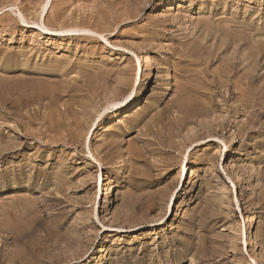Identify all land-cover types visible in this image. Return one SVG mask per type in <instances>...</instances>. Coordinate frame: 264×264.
I'll list each match as a JSON object with an SVG mask.
<instances>
[{
	"label": "rangeland",
	"instance_id": "obj_1",
	"mask_svg": "<svg viewBox=\"0 0 264 264\" xmlns=\"http://www.w3.org/2000/svg\"><path fill=\"white\" fill-rule=\"evenodd\" d=\"M125 1L0 0V264H264V0Z\"/></svg>",
	"mask_w": 264,
	"mask_h": 264
},
{
	"label": "bare ground",
	"instance_id": "obj_2",
	"mask_svg": "<svg viewBox=\"0 0 264 264\" xmlns=\"http://www.w3.org/2000/svg\"><path fill=\"white\" fill-rule=\"evenodd\" d=\"M78 1H79V0H78ZM83 1H84V0H83ZM126 1H127V0H126ZM126 1H125V2H126ZM128 1H129V0H128ZM142 1H144V0H142ZM147 1H148V0H147ZM150 1H151V0H150ZM65 2H66V1H65ZM65 2H64V3H65ZM95 2H96V1H95ZM98 2H99V1H98ZM101 2H102V1H101ZM113 2H115V1H113ZM118 2H119V1H118ZM139 2H140V1H139ZM180 2H181V4H183V3L186 2V0H181ZM195 2H196V1H195ZM1 3H2V2H1ZM61 3H62V2H61ZM78 3H79V2H78ZM120 3H121V2H120ZM120 3H119V4H120ZM130 3H131V2H130ZM147 3H148V2H147ZM58 4L60 5L59 2H58L57 4L55 3V5H58ZM65 4H66V3H65ZM92 4H93V3H92ZM112 4H113V3H112ZM117 4H118V3H117ZM135 4H136V3H135ZM2 5H3V4H2ZM123 5H124V4H123ZM140 5H141V4H140ZM142 5H144V4H142ZM194 5H195V4L192 3V7H191V9L188 10V12L186 13V15H184V18H183V21H184V22H187V23H188V22H191V21H192L193 16H194L193 13L195 12V11L193 10V9L195 8ZM3 6H4V5H3ZM63 6H64V4L62 5V8H63V9H62L61 6H60V7H59V10H60V8H61V11H62V10H66V8L64 9ZM70 6H71V5H70ZM86 6H87V5H85L84 8H86ZM97 6H98V5H97ZM145 6H146V5H145ZM145 6H144V7H145ZM147 6H148V5H147ZM0 7L2 8V6H0ZM6 7H7V6H6ZM54 7H55V6H54ZM54 7H53V8H54ZM89 7H92V6H89ZM138 7H139V6H138ZM153 7H154V6H153ZM68 8H69V7H68ZM72 8H73V7H72ZM199 8L201 9L202 6L200 5ZM3 9H5V8H3ZM3 9H2V11H3ZM56 9L58 10L57 7H56ZM82 9H83V7H82ZM97 9H98V8H97ZM117 9H118V8H117ZM195 9H196V8H195ZM45 10H46V4H44L43 7H42V11H41V14H40V19H41V20H42V18L44 17V12H45ZM126 10H127V9H125V11H126ZM132 10H133V8H132ZM142 10H143V9H142ZM87 11H88V10H87ZM114 11H115V10H114ZM130 11H131V9H130ZM133 11H134V10H133ZM135 11H136V10H135ZM54 12H55V11H54ZM59 12H60V11H59ZM59 12H58V13H59ZM62 12H63V11H62ZM67 12H69L68 9H67ZM67 12H65V14H66ZM84 12H86V9H85ZM88 12H89V11H88ZM94 12H95V10H94ZM94 12H93V13H94ZM131 12H132V11H131ZM131 12H130V13H131ZM137 12H139V11H137ZM141 12H142V11H141ZM19 13H20V16H21L20 18L22 19V21H23V22H27L26 17H27L28 15L25 17V15H24V14L22 13V11H20V10H19ZM56 13H57V12H56ZM90 13H91V10H90ZM127 13L129 14V12H127ZM51 14H53V13L51 12ZM51 14H49L48 17L53 16V15H51ZM88 14H89V13H88ZM110 14H111V13H110ZM132 14H134V13H132ZM172 14L174 15V13H172ZM47 15H48V14H47ZM47 15L45 16L44 22H42V24H41L40 26H42V28H43L44 30H48V33H49V34H52V35H59V34H61V33H76V32H82V31H87V32H89V33H93V34H94V33H97V32H95V31H93V30H91V29H85L84 27L81 28V27H82L81 25H80L81 27L73 28L72 25L75 26L76 24H75V25L72 24L71 26H69L70 24H69V25L67 24L69 28H68V27H66V28H68V29H66V28L64 29V27L67 26L66 24H65V26H63V25L61 26L62 29H52V28L48 27V26L45 24V23H46L45 21H46L47 18H48ZM63 15H64V14H63ZM70 15L73 16V14H70ZM70 15L66 16V18L69 17ZM36 16H37V15H36ZM36 16H34V19H35ZM61 16H62V15H61ZM78 16H79V15H78ZM78 16H77V17H78ZM81 16H82V15L80 14V17H81ZM89 16H90V17H93V16H92V13H91V15H89ZM98 16H99V14H98L97 16H95V17H97V19H98V18H99ZM101 16H103V15H101ZM127 16H128V15H127ZM170 16H171V15H170ZM3 17H4V16H3ZM62 17H64V16H62ZM74 17H75V16H74ZM74 17H73V18H74ZM80 17H79V19H80ZM111 17H113L112 14H111ZM114 17H115V16H114ZM119 17H120V16H119ZM175 17H176V16H175ZM175 17L173 16L174 21H175ZM1 18H2V17H1ZM1 18H0V19H1ZM50 18H51V17H50ZM58 18H59V17H58ZM58 18H57V19H58ZM83 18H85V17H83ZM87 18H89V17H87ZM120 18H122V17H120ZM126 18H127V17H126ZM171 18H172V17H171ZM173 18H172V21H173ZM178 18H179V17H178ZM34 19H31V20L33 21ZM36 19H37V17H36ZM48 19H49V18H48ZM52 19H53V17H52ZM55 19H56V18H55ZM59 19H60V18H59ZM68 19H69V18H68ZM70 19H71V18H70ZM93 19L95 20V18H93ZM97 19H96V20H97ZM100 19H101V17H100ZM100 19H99V20H100ZM106 19H107V18H106ZM106 19H103V20L101 19L100 21L102 22V21H104V20H106ZM109 19H111V18H109ZM114 19H115V18H114ZM176 19H177V18H176ZM181 19H182V18H181ZM13 20H14V19H13ZM71 20H72V19H71ZM75 20H76V19H75ZM82 20H84V19H82ZM85 20H86V19H85ZM111 20H112V19H111ZM32 21H30V23H32ZM53 21H55V20H51V22H53ZM57 21H58V20H57ZM60 21H61V19H60ZM67 21H69V20H67ZM86 21H87V20H86ZM88 21H89V20H88ZM112 21H113V20H112ZM120 21H121V20H120ZM122 21H123V20H122ZM201 21H202V20H201ZM6 22H7V21H6ZM11 22H12V20H11ZM28 22H29V21H28ZM36 22H38V21H36ZM47 22H48V21H47ZM177 22H178V21H177ZM12 23H13V22H12ZM55 23H56V22H55ZM55 23H53V24H55ZM57 23H58V22H57ZM64 23H65V22L63 21V24H64ZM71 23H72V22H71ZM74 23H75V22H74ZM79 23H80V22H79ZM79 23H78V24H79ZM82 23H83V22H81V24H82ZM86 23H87V22H86ZM92 23H93V22H92ZM92 23L89 22V26H90V24H92ZM106 23H107V22H106ZM110 23L112 24L111 21H110ZM116 23H117V22H116ZM182 23H183V22H182ZM2 24H4V23H1V25H2ZM27 24H28V23H27ZM33 24H34V23H33ZM59 24H60V23H59ZM98 24H99V22H98ZM100 24H101V23H100ZM180 24H181V23H180ZM9 25H11V24H9ZM9 25H8V26H9ZM14 25H15V24H13V26H14ZM56 25H58V24H56ZM82 25H83V24H82ZM87 25H88V24H87ZM92 25H93V24H92ZM94 25L96 26V24H94ZM94 25H93V26H94ZM107 25L109 26V24H107ZM177 25H178V24H177ZM11 26H12V25H11ZM11 26H10V27H11ZM76 26H77V25H76ZM76 26H75V27H76ZM84 26H85V25H84ZM4 27H5V26H4ZM10 27H9V28H10ZM71 27H72V28H71ZM98 27H99V26H98ZM100 27H102V26H100ZM105 27H106V26H105ZM105 27H104V28H105ZM5 28H6V27H5ZM5 28H4V29H5ZM12 28H13V27H12ZM12 28H11V29H12ZM88 28H89V27H88ZM96 28H97V26H96ZM112 28H113V26H112ZM93 29H94V28H93ZM109 29H110V28H109ZM6 30H7V29H6ZM8 30H10V29H8ZM95 30H96V29H95ZM98 30H99V29H98ZM104 30H105V29H104ZM106 30H108V28H106ZM76 36H78V35H76ZM90 36H91V35H90ZM40 37H41V36H40ZM40 37H39V38H40ZM35 38H36V37H35ZM40 39H41V38H40ZM231 41H232V40H231ZM31 42H32V39H31ZM35 44H36V43H35ZM38 44H39V43H38ZM228 47H229V45H228ZM30 49H32V48H30ZM36 49H37V47H36ZM32 50H33V49H32ZM38 50H39V48H38ZM34 52H36V51H34ZM0 53H1V52H0ZM29 53H31V51H30ZM29 53H28V54H29ZM32 53H33V52H32ZM32 53H31V54H32ZM253 53H254V52H253ZM12 54H13V53H12ZM16 54L18 55V52H16ZM34 54H35V53H34ZM37 54H38V53H36V55H37ZM39 54H40V53H39ZM250 54H251V53H250ZM256 54H259V53H256ZM256 54H253V55H256ZM262 54H263V53H262ZM14 55H15V54H14ZM22 55H24V57L26 56L25 54H22ZM242 55H243V54H242ZM260 55H261V54H259V56H260ZM31 56H32V55H31ZM49 56H50V55H49ZM54 56H55V55H54ZM246 56H247V55H246ZM251 56H252V55H250V57H251ZM1 57H2V58H1L2 60H5V59H4L5 56H4V57L1 56ZM10 57H11V56H9V58H10ZM18 57H19V56H18ZM20 57H21V56H20ZM20 57H19V58H20ZM33 57H34V56H33ZM56 57H57V56H56ZM65 57H66V56H65ZM256 57H257V56H256ZM262 57H263V56H262ZM12 58H13V57H12ZM26 58H27V57H25V59H26ZM31 58H32V57H31ZM57 58H58V57H57ZM252 58H255V56L252 57ZM252 58H251V59H252ZM15 59H16V58H15ZM50 59H52V58H50ZM53 59H54V58H53ZM58 59H59V58H58ZM65 59H66V58H65ZM251 59H249V60H251ZM255 59H256L255 62H256L257 60H258V62H260V61H259V60H260L259 58H258V59L255 58ZM262 59H263V58H262ZM16 60H17V59H16ZM54 60H55V59H54ZM59 60H60V59H59ZM249 60H248V61H249ZM252 60H253V59H252ZM14 61H15V60H14ZM24 61H25V60H23V62H21V63H24ZM49 61H50V63H51V60H49ZM65 61H66V60H65ZM243 61H244V60H243ZM15 62H16V61H15ZM17 62H20V60L17 61ZM17 62H16V63H17ZM55 62H57V61H55ZM66 62L68 63V61H66ZM70 62H72V61H70ZM241 62H242V61H241ZM255 62H254V63H255ZM11 63H12V61H11ZM52 63H53V61H52ZM57 63H58V62H57ZM62 63H63V62H62ZM67 63H66V66L70 65V63H69L68 65H67ZM249 63H250V62H249ZM254 63H253V64H254ZM13 64H15V63H13ZM17 64H18V63H17ZM25 64H26V62H25ZM63 64H64V63H63ZM63 64H62V65H63ZM72 64H73V63H72ZM75 64H76V63H75ZM257 64H258V63H257ZM22 65H23V64H22ZM48 65H49V64H48ZM51 65H52V64H51ZM55 65H56V63H55ZM254 65H255V64H254ZM20 66H21V65H20ZM58 66H60V64H59ZM64 66H65V65H64ZM70 66H71V65H70ZM247 66H248V65H247ZM24 67H25V65L23 66V68H24ZM50 67H52V66H50ZM50 67H49V70H50ZM53 67H54V65H53ZM53 67H52V68H53ZM56 67H57V65H56ZM72 67H73V66H72ZM11 68H12V67H11ZM19 68H20V67H19ZM29 68H30V67H29ZM47 68H48V67H47ZM57 68H60V67H57ZM62 68H64V67H62ZM70 68H71V67H70ZM73 68H74V67H73ZM73 68H71V69L73 70ZM252 68H253V65H252ZM254 68H257L256 65H255ZM260 68H261V67H260ZM262 68H263V67H262ZM27 69H28V66H27ZM53 69H54V68H53ZM60 69H61V68H60ZM64 69L66 70V68H64ZM71 69H70V70H71ZM74 69H75V68H74ZM42 70H44V69H42ZM49 70H48V71H49ZM61 70L63 71V69H61ZM61 70H60V73H61ZM68 70H69V68H68ZM70 70H69V71H70ZM253 70H254V69H253ZM28 71H29V70H28ZM249 71H250V70H249ZM249 71H248V72H249ZM31 72H32V71H31ZM45 72H46V71H45ZM49 72H50V71H49ZM49 72H48V73H49ZM57 72H59V70H57ZM71 72H73V71H71ZM248 72H247V73H248ZM38 73H39V72H38ZM43 73H44V72H43ZM53 73H54V70H53L52 74H53ZM63 73H64V71H63ZM66 73H67V75H68L70 72H68V71L66 70ZM66 73H64V74H66ZM39 74H40V73H39ZM55 74H57V73L55 72ZM261 74H262V73H261ZM62 75H63V74H62ZM67 75H65V76H67ZM73 75H74V74H73ZM235 75H237V74H235ZM46 76H47V75H46ZM51 76H52V75H51ZM243 76H244V75H243ZM254 76H255V75H254ZM254 76H253V79L257 77V76H255V77H254ZM236 77H239V76H236ZM248 77H249V75H248ZM64 78H65V77H64ZM241 78H242V77H241ZM243 78H244V77H243ZM243 78H242V79H243ZM245 79H246V78H245ZM248 79H250V78H248ZM248 79H247V81H249ZM256 79H257V78H256ZM263 79H264V78H263ZM250 80H252V79H250ZM242 82H243V81H242ZM63 83H65V82H63ZM244 83H245V82H244ZM140 84H141V82H140ZM240 84H241V83H240ZM247 84H250V85H251V83H249V82H247ZM252 84H253V81H252ZM62 85H63V84H62ZM242 85H244V84H242ZM245 85H246V84H245ZM246 86H247V85H246ZM260 86H261V85H260ZM236 87H238V86H236ZM240 87H241V90H242L243 86H240ZM251 87H252V86H251ZM251 87L248 86V88H251ZM43 88H44V87H43ZM54 88H55V87H54ZM253 89H254V88H253ZM21 90H22V89H21ZM24 90H25V88H24ZM27 90H28V89H27ZM27 90H26V91H27ZM31 90H32V89H31ZM37 90H38V89H37ZM37 90L35 89V91H37ZM39 90H41V89H39ZM43 90H44V89H43ZM72 90H73V89H72ZM243 90H244V88H243ZM243 90H242V91H243ZM26 91H24V92H26ZM32 91H33V90H32ZM35 91H34V93H35ZM45 91H46V90H45ZM54 91H55V90H54ZM253 91H254V90H253ZM29 92H30V91H29ZM46 92L48 93V91H46ZM240 92H241V91H240ZM15 93H16V92H15ZM20 93H21V96H24L25 94L27 95V92H26L25 94H23V95H22V91H21ZM31 93H32V92H31ZM31 93H30V95H31ZM39 93H40V92H39ZM51 93H52V95H53V91H52ZM243 93H244V91H243ZM9 94H10V93H9ZM16 94H18V93H16ZM40 94H41V93H40ZM42 94H43V93H42ZM249 94H251L250 91H249V93H248L247 95L249 96ZM33 95H36V93L33 94ZM52 95H50V96H52ZM60 95H61V94H60ZM69 95H70V94H69ZM74 95H75V94H74ZM244 95H245V94H244ZM251 95H252V94H251ZM18 96L20 97V95H18ZM48 96H49V95H48ZM93 96H94V95H93ZM252 96H254V95H252ZM25 97H27V96H25ZM31 97H32V95H31ZM35 97H36V96H35ZM35 97L33 96V98H35ZM37 97H38V96H37ZM40 97H41V95H40ZM40 97H38V98H40ZM52 97H53V96H52ZM52 97H50V99H51ZM54 97H56V96H55V93H54ZM71 97H73V96L71 95ZM126 97H127V96H126ZM17 98H18V97H17ZM27 98H28V97H27ZM43 98H44V97H43ZM129 98H130V97H129ZM254 98H255V97H254ZM6 99H7V98H6ZM14 99H15V98H14ZM28 99H29V98H28ZM52 99H53V98H52ZM54 99H56V98H54ZM184 99H185V98H184ZM184 99H183V100H184ZM186 99H187V98H186ZM15 100H16V99H15ZM19 100H20V103H21V97H20ZM213 100H215V99H213ZM3 101H4V100H3ZM11 101H12V99L10 100V102H11ZM28 101H29V100H28ZM39 101H42L41 98H40ZM54 101H55V100H54ZM128 101H130V103L132 104L131 107H135L136 104H138V103H137L138 100H136L135 97H133V98L131 97L130 100H128ZM181 101H182V100H181ZM184 101H185V100H184ZM184 101H183V103H184ZM245 101H247V100L245 99ZM0 102H2V99H1ZM6 102H7V101H6ZM14 102H15V101H14ZM18 102H19V101H18ZM25 102H26V101H25ZM33 102H34V101H33ZM179 102H180V101H179ZM210 102H211V101H210ZM4 103H5V102H4ZM4 103H3V104H4ZM7 103H8V102H7ZM15 103H16V102H15ZM26 103H27V102H26ZM55 103H56V102H55ZM120 103H121V102H120ZM187 103H189V101H187ZM211 103H213V102H211ZM214 103H215V102H214ZM214 103H213V104H214ZM0 104H1V103H0ZM3 104H2V106H3ZM10 104H11V103H10ZM12 104H13V103H12ZM16 104H18V103H16ZM23 104H25V103H23ZM23 104H22V105H23ZM179 104H180V103H179ZM181 104H182V103H181ZM184 104H185V103H184ZM193 104H195V103H193ZM250 104H251V103H250ZM250 104H249V105H250ZM252 104H253V103H252ZM117 105H119V102H116V103L114 102L111 106H117ZM185 105H186V104H185ZM185 105L182 104V106H185ZM4 106H5V105H4ZM8 106H9V105H8ZM13 106H14V105H13ZM20 106H21V105H19V107H20ZM24 106H25V105H24ZM46 106H47V105H46ZM46 106H45V107H46ZM53 106H55V105H53ZM53 106H51V107H53ZM67 106H68V105H67ZM178 106H179V105H178ZM210 106H211V104H210ZM210 106H209V107H210ZM213 106H214V105H213ZM22 107H23V106H22ZM47 107H48V106H47ZM62 107H63V106H62ZM69 107H71V106H69ZM109 107H110V106H109ZM185 107H186V106H185ZM217 107H218V106H217ZM246 107H247V106H246ZM246 107H245V108H246ZM7 108H8V107H7ZM7 108H6V109H7ZM10 108H12V106H11ZM53 108H54V107H53ZM181 108H182V107H181ZM201 108H203V106H202ZM205 108H206V107H205ZM2 109H3V108H2ZM16 109L19 110V108H16ZM24 109H25V108H24ZM45 109H46V108H45ZM108 109H109V108H108ZM199 109H200V108H199ZM211 109H212V108H211ZM10 110H11V109H10ZM39 110H40V109H39ZM51 110H52V109H51ZM66 110H67V108H66ZM72 110H73V108H72ZM80 110H81V109H80ZM214 110H215V108L213 109V111H214ZM244 110H245V109H244ZM1 111H2V110H1ZM21 111H22V110H21ZM35 111H36V110H35ZM45 111H46V110H45ZM48 111H49V108H48ZM67 111H68V110H67ZM67 111H66L65 113H68ZM69 111H70V110H69ZM76 111H77V110H76ZM130 111H131V110H130ZM201 111H202V110H201ZM8 112H11V111H8ZM24 112H27V111H24ZM29 112H31V110H30ZM33 112H34V111H33ZM33 112H32V114H33ZM49 112H50V111H49ZM52 112H53V110H52ZM205 112H206V111H205ZM209 112H210V111H209ZM3 113H4V112H3ZM6 113H7V111H6ZM44 113H45V112H44ZM80 113H81V112H80ZM80 113H79V114H80ZM84 113H87V112H84ZM84 113H81V114H84ZM196 113H197V112H195L194 114H196ZM13 114H14V113H13ZM15 114H16V113H15ZM30 114H31V113H30ZM35 114H36V113H35ZM45 114H46V113H45ZM47 114H49V116H50V113H47ZM51 114H53V113H51ZM63 114H64V113H63ZM73 114H74V113H73ZM73 114H72V115H73ZM88 114H89V113H88ZM129 114L131 115L130 112H129ZM200 114H202V113H200ZM207 114H208V115H211V113H210V114L207 113ZM212 114H213V113H212ZM1 115H2V114H1ZM1 115H0V117H1ZM4 115H5V114H4ZM4 115L2 116L3 118H5L6 115H10V114H6L5 117H4ZM17 115H19V114H17ZM17 115H16V116H17ZM39 115H40V114H39ZM67 115H68V114H67ZM67 115H66V117H67ZM197 115H198V113H197ZM203 115H205V114H203ZM45 116H47V115H45ZM73 116H76V115L74 114ZM77 116H78V115H77ZM127 116H128V115H127ZM22 117H23V116H22ZM51 117H54V118H55V115H54V116L51 115ZM64 117H65V115H64ZM16 118H17V117H16ZM20 118H21V117H20ZM20 118H18V119H20ZM30 118H31V117H30ZM34 118H35V117H32L31 120L34 119ZM41 118H42V117H41ZM54 118H52L53 120H52V119H51V120L54 121ZM82 118H83V117H82ZM1 119H2V118H1ZM21 119H22V118H21ZM26 119H27V118H26ZM26 119H25V120H26ZM42 119H43V118H42ZM42 119H41V120H42ZM47 119H48V117H47ZM49 119H50V117H49ZM2 120H3V119H2ZM5 120H6V119H5ZM25 120H24V121H25ZM28 120H29V119H28ZM31 120H29V121H31ZM35 120H36V119H35ZM37 120H38V118H37ZM37 120H36V121H37ZM51 120H50L49 122H51ZM55 120H56V119H55ZM66 120H67V119H66ZM68 120L71 121V118L68 119ZM18 121H19V120H18ZM24 121H23V122H24ZM44 121H45V120H44ZM44 121H42V122H43V124H44V126H45L46 124L44 123ZM77 121H78V120H77ZM202 121H203V120H202ZM214 121H215V120H214ZM216 121H217V120H216ZM216 121H215V122H216ZM222 121H223V120H222ZM222 121H221V122H222ZM1 122H2V121H1ZM23 122H22V123H23ZM32 122H35V121H32ZM32 122H30V123L33 125ZM68 122H69V121H68ZM72 122H73V121H72ZM80 122H81V121H80ZM136 122H137V121H136ZM212 122H213V121H212ZM212 122H211V123H212ZM215 122H214V123H215ZM218 122H219V121H218ZM218 122H217V123H218ZM221 122H220V123H221ZM8 123H9V122H8ZM27 123H29V122L27 121ZM27 123L25 122L24 125H25V124L28 125ZM52 123H53L54 125H55V124H58V123H55V121L52 122ZM59 123H60V122H59ZM66 123H67V122H66ZM69 123H70V122H69ZM185 123H186V122H185ZM205 123L208 124V122H205ZM220 123H218V125H219ZM5 124H7V122H6ZM5 124H4V125H5ZM35 124H36V123H35ZM35 124H34V125H35ZM47 124H48V123H47ZM60 124H61V126H62V123H60ZM72 124H73V123H72ZM223 124H224V123H223ZM8 125H9V124H8ZM29 125H30V124H29ZM48 125H51V124L49 123ZM211 125H212V124H211ZM211 125H210V126H211ZM213 125H214V124H213ZM213 125H212L211 127H213ZM9 126H10V125H9ZM14 126H15V125H14ZM59 126H60V125H59ZM185 126H186V125H185ZM232 126H233V125H232ZM12 127H13V126H12ZM15 127H16V126H15ZM32 127H33V126H32ZM42 127H43V126H42ZM52 127H53V126H52ZM206 127H207V126H206ZM208 127H209V125H208ZM216 127H217V129H218V126H216ZM220 127H221V126H220ZM1 128H3V127H1ZM17 128H20V125H19V127H18V124H17ZM17 128H16V129H17ZM29 128H30V127H29ZM209 128H210V127H209ZM213 128L215 129V127H213ZM221 128H222V127H221ZM24 129H25V128L23 127V130H24ZM27 129H28V127L26 128V130H27ZM45 129H46V128H45ZM89 129H90V128H89ZM99 129H100V128H99ZM206 129H207V128H206ZM210 129H211V128H210ZM17 130H18V129H17ZM21 130H22V128H21ZM49 130H52V129H49ZM54 130H55V126H54L53 131H54ZM73 130H74V129H72V131H73ZM95 130H96V129H95ZM211 130H213V129H211ZM215 130H216V129H215ZM215 130H214V131H215ZM220 130L223 131L224 129L222 128V129H220ZM0 131H1V130H0ZM36 131H37V132H38V131L40 132V131H42V130H38V129H37ZM53 131H51V132H53ZM55 131H56V130H55ZM72 131H71V132H72ZM85 131H86V130H85ZM96 131H98V130H96ZM208 131H209V130H208ZM20 132H21V131H20ZM24 132H25V131H24ZM31 132L33 133V131H31ZM45 132H47V130H46ZM75 132H76V131H75ZM75 132H74L73 134H75ZM212 132H213V131H212ZM0 133H1V132H0ZM94 133H95V131H94ZM209 133H210V132H209ZM215 133H216V131H215ZM27 134H28V133H27ZM29 134H30V133H29ZM42 134H43V131H42ZM51 134H52V133H51ZM206 134H207V133H206ZM210 134H211V133H210ZM210 134H208V135H210ZM33 135H34V134H33ZM38 135H39V134H38ZM38 135H36V136H38ZM40 135H41V134H40ZM40 135H39V136H40ZM213 135H214V134H213ZM5 136H7V135H5ZM45 136H46V135H45ZM47 136H48V135H47ZM56 136H57V135H56ZM171 136H172V135H171ZM214 136H216V135H214ZM33 137H35V136H33ZM50 137H53V136H49V138H50ZM72 137L74 138V136H72ZM75 137H76V136H75ZM6 138H7V137H6ZM23 138H24V137H23ZM43 138H45V137L43 136ZM43 138L41 137V140H42ZM47 138H48V137H46V139L43 140L44 143H45V140H47ZM54 138H55V137H54ZM57 138H58V137H57ZM57 138H55L54 140H56ZM73 138H72V139H73ZM93 138H94V137H93ZM215 138H216V137H215ZM1 139H2V138H1ZM8 139H9V138H8ZM18 139H19V138H18ZM20 139H21V138H20ZM20 139H19V140H20ZM33 139H34V138H33ZM36 139H37V138H36ZM39 139H40V138H39ZM39 139H38V140H39ZM24 140H25V139H24ZM31 140H32V139H31ZM31 140H30V141H31ZM49 140H50V139H49ZM52 140H53V139H52ZM52 140H51V141H52ZM59 140H63V138H61V139H59ZM59 140H58V142H59ZM65 140H66V138H65ZM11 141H12V140H11ZM11 141H10V142H11ZM20 141H21V140H20ZM1 142H2V141H1ZM14 142H16V140H15ZM63 142H64V141H63ZM86 142H87V141H86ZM196 142H197V141H196ZM5 143H7V142H5ZM16 143H17V142H16ZM25 143H26V142H25ZM41 143H42V142H41ZM48 143H50V142H48ZM52 143L54 144L53 141H52ZM64 143H65V142H64ZM182 143H183V142H182ZM45 144H46V143H45ZM55 144H56V142H55ZM0 145H1V144H0ZM85 145H86V144H85ZM8 146H9V145H8ZM10 147H11V145H10ZM13 147H14V146H13ZM19 147H20V146H19ZM19 147H17V148H19ZM6 148H8V147H6ZM6 148H5V149H6ZM52 148H53V147H52ZM10 149H11V148H10ZM13 149H14V148H13ZM1 150H2V149H1ZM17 150H18V149H17ZM2 151H4V150H2ZM4 156H5V155H4ZM4 156H3V157H4ZM22 170H23V169H22ZM25 171H26V168H25ZM18 179H19V178H18ZM20 180H21V179H20ZM15 182H16V180H15ZM17 183H18V182H17ZM21 183H22V182H21ZM14 184H15V183H14ZM176 220H177V219H176ZM21 225H22V224H21ZM115 230H116V229L114 228L112 231H115ZM250 241H252V242L255 244V246L257 247V244H256V242H255V237H254L253 233H252V235H251V233H250ZM101 252H104V249H100L99 253H101ZM170 262H171V261H170ZM205 264H206V263H205Z\"/></svg>",
	"mask_w": 264,
	"mask_h": 264
}]
</instances>
